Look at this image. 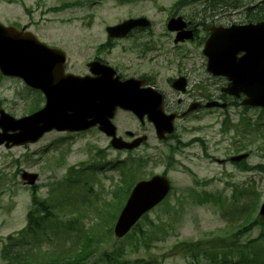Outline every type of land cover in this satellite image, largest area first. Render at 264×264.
I'll return each instance as SVG.
<instances>
[{
  "label": "rangeland",
  "instance_id": "obj_1",
  "mask_svg": "<svg viewBox=\"0 0 264 264\" xmlns=\"http://www.w3.org/2000/svg\"><path fill=\"white\" fill-rule=\"evenodd\" d=\"M175 1L0 0V23L24 26L40 41L63 49L70 72L84 74L86 63L98 57L124 78L148 76L152 85L165 95L164 109H168L177 98L198 101L203 94L217 96L226 83L225 79H212L205 71L202 47L207 32L203 26L193 42L175 47L174 35L165 27L168 17L181 15L192 25L198 27L202 23L207 27L242 21L254 13V10L243 12L241 8L227 10L231 5L211 9L204 0H188L173 7ZM236 2L244 7L263 5L262 0ZM137 16L146 17L150 27L124 39H109L106 47L101 46L108 40L106 26ZM143 41L155 47L139 53L135 45ZM180 74L188 78L184 94L174 91L169 84V79ZM239 101H232L226 110L204 107L191 111H187L190 104L186 101L181 110L187 114L174 121L173 138L166 142L156 138L146 120L141 124L130 113L120 112L115 118L120 134L130 130L148 136L145 147L133 151L112 149L95 128L85 133L52 130L33 143L11 147L0 144V264H5L1 255L5 243L27 255L22 256L23 260L34 263H42L40 257L46 262L53 256L59 257L58 260L70 258L87 244L90 247L86 249L92 253L83 264H107L106 254L114 256L112 251H121L118 264H137L139 260L149 264H223L221 260L230 253L225 248L230 240L247 245L264 230V218L258 215L264 203V171H244L228 161L244 143L249 150L246 163L264 166V112L243 107ZM43 103V97L39 99L21 79L0 75V108L7 113L19 118ZM223 112L234 124L245 116L260 124V128L247 134L235 128L223 131ZM176 145L180 147L173 148ZM145 155L151 158L145 169L136 167L132 160L124 162L130 165L133 173L130 177L135 181L147 179L166 168L171 193L140 219L137 229L118 240L110 229L117 209L124 203L123 192L116 189L126 186L131 178L122 177L117 162ZM167 155H171L172 165L166 164ZM23 171L38 174L33 187L23 184L20 177ZM32 193L38 202L45 200L44 205L51 211L46 216L48 221L42 223L44 231L35 237L18 234L13 240L6 239L24 228L26 214L32 209ZM206 195H214L215 200L205 198ZM252 196H256L257 204L252 208L251 221L260 218L263 225L253 223L240 237H233V233L249 223L250 218L242 215L240 203L247 204ZM185 243H197L200 251L206 252L184 253L180 247ZM251 254L250 264H254L260 258Z\"/></svg>",
  "mask_w": 264,
  "mask_h": 264
},
{
  "label": "water",
  "instance_id": "obj_2",
  "mask_svg": "<svg viewBox=\"0 0 264 264\" xmlns=\"http://www.w3.org/2000/svg\"><path fill=\"white\" fill-rule=\"evenodd\" d=\"M145 17L128 18L107 26L110 37H124L135 27H147ZM181 16L171 17L167 29L176 31L174 42L192 39V31ZM202 53L207 56L206 71L228 79L222 92L245 98L242 105L264 108V21L244 26L210 27V35ZM238 53H242L238 56ZM65 53L37 40L27 30L0 24V72L21 77L26 84L41 90L44 106L36 112L15 119L0 109V144L6 147L35 142L44 132L82 131L98 125V129L112 136L111 146L117 149L133 148L145 137L128 143L116 137L110 119L117 107L131 111L142 120L144 116L154 125L157 136L173 131L175 114L162 109V95L152 87H141L143 79L133 77L121 80L113 68L99 61L88 63L93 75L79 76L64 73ZM186 80L178 77L172 87L184 91ZM206 107H225L226 103L208 101ZM199 107L193 103L188 111ZM11 131L12 133H8ZM247 154L232 158L240 160ZM27 184H33L36 174L22 173ZM169 182L162 175L134 185L114 225V234L121 237L129 231L139 217L160 202L169 191ZM264 216V203L259 208ZM78 264V263H64Z\"/></svg>",
  "mask_w": 264,
  "mask_h": 264
},
{
  "label": "trees",
  "instance_id": "obj_3",
  "mask_svg": "<svg viewBox=\"0 0 264 264\" xmlns=\"http://www.w3.org/2000/svg\"><path fill=\"white\" fill-rule=\"evenodd\" d=\"M116 1L122 2V3H128V2H132L134 0H116ZM187 1L188 0H178L174 5L178 6L180 4H184L185 2L187 3ZM208 1L212 3L211 6L214 7V8L216 7V5L226 6L227 2H228V0H208ZM248 18H250V20L264 19V8H261V9L255 11L252 14H249ZM210 96L211 95L208 94L206 96L207 99H210ZM222 96H223V98H226L225 95H222ZM227 120H228V118H225L224 126H229L227 124L230 123V122L227 121ZM242 124L244 126V130H251V129L258 128V124H251L249 119H243L242 120ZM253 126L255 128H253ZM227 128H229V127H227ZM241 147H244V146L241 145L238 148H241ZM140 163L141 164H145L146 161L140 160ZM241 167L243 169H245V170H257V169L260 170V169H262L264 171V166H261V165H253L252 166V165L245 164V165H243ZM121 175H122V177H124L125 180H127V179L130 180V178H131V182L128 183L126 186L122 187L121 189H120V187H118L116 189L117 191L123 192V197L122 198H123V201H124V199L126 198V196H127L128 192H129L132 184L134 183L135 179L133 177H130L131 176L130 172H128V173L124 172V173H121ZM191 193L194 194L195 191H191ZM209 197L212 198L211 195H206L205 198H209ZM32 203L37 205V207H36L37 210H44V208L42 207L44 205L43 202L36 203L34 194L32 195ZM256 204H257L256 196L255 197L254 196L250 197V200H249V202L247 204L240 203L241 208L243 209L242 215H244V217H246L247 220L250 218V220H249V223H247V225L243 226L241 229H239L235 233H233L232 234L233 237H240L239 234H241L242 232H244L246 230H249L250 226L253 223L260 222V225L261 226L263 225V221L260 218H257L256 220L251 221L252 220L251 218L253 216L252 208L254 209V205H256ZM122 205L119 206V208L117 209L118 211L120 210ZM45 217L44 216H35L33 214V212H28V214H27V225H26V227L23 230H21L19 232L24 233V234H26L29 237L35 236L37 234V232L41 230V227H42L41 225L44 222V220H45L44 218ZM110 229H109V231H110ZM8 239L12 240V237L9 236ZM82 247L84 248V249H82V251H75L73 256L70 257V258H67V259L58 260L59 257L53 256L51 258L47 257L49 260H47V262H46V261H43L44 257H40V260L42 261V263H39L37 261L34 263L33 261L23 260L22 256L24 257V256H27V255H21L20 251H14L12 248H7V247L4 248L3 252L5 254L3 256L5 257V264H54V263L67 262V261L84 262L85 258L90 256L92 251H91V249L90 250L86 249V248L90 247L87 244H84ZM180 248H182V251L184 253L199 252L201 254L203 252H206L205 249H202V251H200L201 249L197 245V243H185L184 246L180 247ZM225 248L230 249V253L225 254L223 259L221 260L223 264H250L251 256H252L251 253L256 254L260 258L254 264H264V230L261 231L260 236H258L256 239L249 240L247 245H239L236 242V240L234 239V240H230L225 245ZM235 248H236L237 251H233ZM242 248H245V250H248V251H244V249L241 250ZM78 252H83V253L81 255L77 256L76 254ZM112 253H113L114 256H112L110 254H106V256L109 257L108 260L111 261L110 264H114V262L112 261L113 260L112 257H116V258L119 257V255L121 254V251H116V252L113 251ZM228 256H230V259L226 260V258ZM211 257H213V256L211 255ZM110 258H112V259H110ZM234 258H236V259H234ZM211 260H212V258H211Z\"/></svg>",
  "mask_w": 264,
  "mask_h": 264
},
{
  "label": "flooded vegetation",
  "instance_id": "obj_4",
  "mask_svg": "<svg viewBox=\"0 0 264 264\" xmlns=\"http://www.w3.org/2000/svg\"><path fill=\"white\" fill-rule=\"evenodd\" d=\"M227 10H229V11H237V9L236 8H233V7H228L227 8ZM245 16V15H244ZM247 21H235V22H230L228 25H230V24H233V23H236V24H243V23H246ZM192 28L194 29V35H197V31H198V28L199 27H197V26H193L192 25ZM149 43V42H148ZM186 43H188V42H186ZM175 47H177L178 45H174ZM181 75V74H180ZM183 76H185V75H183ZM186 77V76H185ZM187 78V77H186ZM188 79V78H187ZM184 93H187V90L184 92ZM184 93H182V94H184ZM164 97V105H165V95H163ZM218 98L219 99H224L223 98V96H222V94H218ZM205 100V98H201L199 101H196L195 100V102H199L200 103V109L201 108H204V104L202 103L203 101ZM186 101H188L189 103L190 102H192V101H194V100H192V98H190V99H185V100H183V99H181V98H177L176 99V101H175V103H172V107H170V108H168V109H165V111L166 112H175V113H177V115H180V114H182L184 111H182L181 110V106H184L185 105V103H186ZM183 116H185V115H183ZM179 117H181V116H179ZM122 135V137L124 138V139H127V140H129L130 138H133V136L132 137H130V136H128L127 135V130H125V131H123V133L121 134ZM134 135H137V133H135L134 132ZM169 139L167 138L165 141H168Z\"/></svg>",
  "mask_w": 264,
  "mask_h": 264
},
{
  "label": "bare ground",
  "instance_id": "obj_5",
  "mask_svg": "<svg viewBox=\"0 0 264 264\" xmlns=\"http://www.w3.org/2000/svg\"><path fill=\"white\" fill-rule=\"evenodd\" d=\"M196 103H198V104H199V106H200V103H199V102H196Z\"/></svg>",
  "mask_w": 264,
  "mask_h": 264
}]
</instances>
